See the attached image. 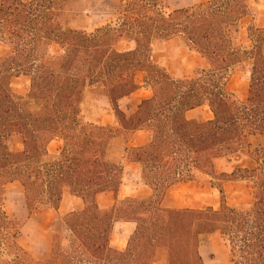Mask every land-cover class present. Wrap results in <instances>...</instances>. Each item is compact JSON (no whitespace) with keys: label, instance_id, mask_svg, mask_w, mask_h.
<instances>
[{"label":"trees","instance_id":"trees-1","mask_svg":"<svg viewBox=\"0 0 264 264\" xmlns=\"http://www.w3.org/2000/svg\"><path fill=\"white\" fill-rule=\"evenodd\" d=\"M116 1L109 23L87 32L67 23L97 12L87 1L0 0V39L9 49L0 58V264H205L201 238L215 234L228 245L232 264H264V27L253 23L257 0H207L175 10L167 0ZM246 19L253 22L244 45ZM172 41L201 57L207 70L177 78L157 64L155 46ZM122 42L135 48L119 50ZM243 69L246 96L228 85ZM20 78L30 80L27 96L13 90ZM144 88L151 96L129 116L121 102ZM101 99L112 108L107 125L99 119ZM202 108L211 120L188 119ZM143 131L148 143L130 146ZM17 136L22 151L14 147ZM117 138L125 141V162L140 167L153 196L118 198L124 166L108 156ZM55 142L62 147L52 155ZM236 155L251 164L228 170ZM197 174L219 190L218 210L162 207L170 188ZM15 182L25 190L29 215L58 211L66 193L83 203L55 218L45 260L20 244L25 222L6 211L7 187ZM229 184L251 187L246 208L228 204ZM107 193L116 202L103 210L98 197ZM118 222L137 224L126 251L111 245Z\"/></svg>","mask_w":264,"mask_h":264},{"label":"rangeland","instance_id":"rangeland-1","mask_svg":"<svg viewBox=\"0 0 264 264\" xmlns=\"http://www.w3.org/2000/svg\"><path fill=\"white\" fill-rule=\"evenodd\" d=\"M93 1V0H89ZM207 0H167V6L171 10L180 9L195 4L203 3ZM256 7L258 13L253 22L251 19H246L243 23L241 42L244 45L249 43L247 35V26L252 22L257 26H264V0H257ZM99 4L95 3V10L99 9ZM100 16V15H99ZM104 22L103 17H98L94 22V26H98ZM67 23L75 28H87L90 25L89 19H81L79 17L74 19H68ZM125 44L119 46L120 50L125 49ZM8 47L2 43L0 39V58L8 52ZM59 50L57 47L52 49L53 53H57ZM154 61L166 68V70L177 78L184 77H197L207 70L205 62L196 54L190 53L179 41H172L166 44H158L153 50ZM229 88L242 95H247L249 86V72L247 69L238 71L235 76H232L229 83ZM13 90L21 95L27 96L30 91V80L27 78L14 79L12 83ZM148 93L141 91L133 98L122 102V107H132L135 109L140 101L146 98ZM94 97V94L92 95ZM100 117L103 123L108 124L112 120V108L106 100H103L99 104ZM190 118H194L200 121H207L212 118V114L208 108L199 109L196 112L190 114ZM136 143L140 142L139 138L135 139ZM255 144H258L255 141ZM264 140H260L259 143H263ZM14 147L17 151L23 150V141L21 137L17 136L14 139ZM62 147L61 143H53L50 146L52 155L58 154L59 149ZM126 144L122 138L114 139L109 148V159L117 164L123 163V157L125 155ZM228 170H233L234 167L248 166L251 164V160L243 155H236L231 161L226 162ZM125 185L127 187L125 193L131 194V191H140L143 187L135 178V172L132 168H126ZM211 178L197 174L193 181L184 183L180 187L175 188L174 192L178 197L183 196L182 203L189 208L193 209H205L207 207H213L218 210L221 205V196L219 190L213 188L210 184ZM13 198L9 199L10 217L16 220L28 221V214L26 212L25 204L22 203L21 198L18 197L17 191L13 190ZM225 193L227 202L230 206L246 208L252 201V189L249 185L245 184H229L225 187ZM18 202L23 204V207L15 208ZM102 206H108L113 203V197L111 195L103 196L101 198ZM21 204V205H22ZM55 217L53 209H42L36 211L28 225L20 232V243L33 255L36 260H45L50 257V253L47 249H50L52 244L51 224ZM125 236V235H124ZM123 234L117 231V240H122ZM69 236L66 232L63 235V244H67ZM201 255L204 258L206 264H232V255L226 242H224L218 234L206 235L201 238ZM41 253V255H40ZM7 259V258H5Z\"/></svg>","mask_w":264,"mask_h":264},{"label":"crops","instance_id":"crops-1","mask_svg":"<svg viewBox=\"0 0 264 264\" xmlns=\"http://www.w3.org/2000/svg\"><path fill=\"white\" fill-rule=\"evenodd\" d=\"M84 1H87L89 3H92L93 5L96 3V4H99V9L97 10V12H92V13H89V21H90V25H88L87 28H83L84 30H86L87 32H92L94 31L95 29H97L98 27H101V26H105L106 24L109 23V21L111 20V12L114 8L117 7L118 3L116 0H93V1H89V0H84ZM100 15V16H99ZM98 17H103L104 18V22L101 23L100 25L98 26H94L93 25V22L98 18ZM256 22V21H255ZM259 27H264V26H259ZM121 44H125V49L123 50H126L128 48H131V49H134L135 48V45L134 44H127L125 42H122L118 45V49H119V46ZM120 50V49H119ZM122 50V51H123ZM141 91H145L146 93H148L147 97L144 98L143 100L149 98L151 96V93L150 91H148L146 88L138 91L137 93H135L134 95H132L131 97L125 99V100H129L131 98H133L136 94L140 93ZM236 92V91H235ZM103 100H106L108 102V104L110 105L109 101L107 99H101L99 102H98V113H99V119L100 121L103 123V121L101 120V117H100V107H99V104L100 102H102ZM125 100H123L122 102H124ZM142 100V101H143ZM142 101H140L139 105L142 103ZM122 102H121V107H122ZM138 105V106H139ZM111 106V105H110ZM138 106L133 109L132 107H127L125 109H129L128 111V115H132L138 108ZM124 108V107H122ZM199 109L197 110H194V111H191L187 114V117L189 120H197V119H194V118H190V114H192L193 112H196L198 111ZM212 114V113H211ZM213 117V115H212ZM212 119V118H211ZM209 119V120H211ZM200 121V120H198ZM208 121V120H207ZM112 120L109 122L111 123ZM200 122H206V121H200ZM108 123V124H109ZM105 124V123H103ZM107 125V124H105ZM136 138H139L140 139V142L139 143H136L135 142V139ZM149 141V135L147 132H137L135 133L131 140H130V146L132 147H141V146H144L148 143ZM56 143V142H55ZM126 151V150H125ZM125 156V155H124ZM122 165L124 166V179H123V185L121 187V190L119 192V195H118V198L120 200H124L126 198H139V199H147L151 196H153V191L147 186L145 185L143 182H142V179H141V170H140V167L137 166V165H132V164H128L127 162H125L124 160V157H123V163ZM127 167H130L133 169V171L135 172V178L137 179V181L140 183V185L143 187L142 190L140 191H131V194H128V193H125L127 187L125 185V179H126V176H127V173H126V168ZM189 183V182H187ZM182 184L184 183H180L176 186H173L172 188H170L166 194V197L164 199V201L162 202V207L165 208V209H171V210H180V209H193V208H189L187 207L185 204L182 203V199H183V196H180L178 197L176 195V193L174 192V189L175 188H178L180 187ZM13 190H16L17 191V194H18V197L21 198L22 200V203L25 204V208H26V212L28 214V221L26 222L25 220H16V219H12L9 215L10 213V210H9V199L10 198H13ZM108 195H111L113 197V203L108 205V206H102L101 204V198L103 196H108ZM5 202H6V211L8 213V216L10 217V219L12 220H15V221H24L25 222V225L23 227V229L28 225L29 221L31 220L33 214L36 212H34L32 215H29V212H28V209H27V201H26V195H25V190L23 188V186L19 183V182H15V183H12L10 185H8L7 187V191H6V198H5ZM115 202H116V198L113 194H110V193H107V194H102L98 197V203H99V206L101 209L103 210H108V209H111L114 205H115ZM18 205H15V208H19V207H23V204L18 202ZM22 204V205H21ZM83 208V203L81 200H78L76 198H74L70 193H66L64 198H63V201L61 203V206L59 208L58 211L54 210L55 212V217L53 218L52 220V224H53V221L55 220V218L59 215L61 216H65L71 212H74V211H77V210H80ZM46 209H51V208H46ZM42 210V209H41ZM37 211H40V210H37ZM52 224H51V227H52ZM22 229V230H23ZM21 230V231H22ZM137 230V224L136 223H133V222H118L115 224V227H114V230H113V234H112V237H111V245L115 248H117L118 250L120 251H126L127 248H128V244H129V240L130 238L132 237V235L136 232ZM117 231H119L120 233L123 234V239L122 240H117ZM66 234H68L69 236V233L66 232ZM125 235V236H124ZM20 237V236H19ZM19 242H20V238H19ZM52 242H53V239H52ZM21 244V243H20ZM69 241L67 242V244H65L64 246L65 247H69ZM22 245V244H21ZM23 246V245H22ZM26 250V249H25ZM51 251H52V244L50 246V249L48 250L47 249V252H49L51 254ZM28 252V251H27ZM41 255V253H40ZM30 256L35 259V257H33V255L30 254ZM204 259V258H203ZM36 260V259H35ZM205 262V261H204ZM155 264H161V263H155ZM206 264V263H205Z\"/></svg>","mask_w":264,"mask_h":264}]
</instances>
